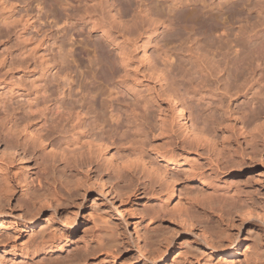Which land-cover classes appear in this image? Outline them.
<instances>
[{"label":"rangeland","instance_id":"obj_1","mask_svg":"<svg viewBox=\"0 0 264 264\" xmlns=\"http://www.w3.org/2000/svg\"><path fill=\"white\" fill-rule=\"evenodd\" d=\"M138 42L147 59L134 50ZM120 50L140 72L151 65L165 69L164 85L185 95L193 120H205L211 130L214 147L204 140L167 143L157 129V102L150 101L160 86L151 82L138 87L145 96L138 102L149 100L141 138L116 129L106 159L88 162L83 128H75L68 109L82 105L81 74L93 75L99 61L106 71L94 73V81L102 92L116 93L113 105L124 122L135 104L130 86L112 76ZM258 114L264 117V0H0V264H150L146 259L164 253L168 243L163 264H264V129L251 121ZM238 116L245 119L242 130L232 120ZM88 122L92 126V116ZM46 136L43 152L39 141ZM5 142L31 153L21 161ZM181 147L216 191L212 200L184 166L165 167L155 158H178ZM135 158L152 161L176 181L168 212L161 183L141 167H124ZM44 165L61 198L55 212L30 189ZM99 176L120 199L99 193ZM226 193L247 194L245 210L218 205L230 198ZM19 204L38 211L39 221L21 226ZM92 206L105 211L99 215ZM61 212L66 222L77 220L73 230L58 223ZM197 228L216 251L205 249ZM185 241L204 255L186 249Z\"/></svg>","mask_w":264,"mask_h":264},{"label":"bare ground","instance_id":"obj_2","mask_svg":"<svg viewBox=\"0 0 264 264\" xmlns=\"http://www.w3.org/2000/svg\"><path fill=\"white\" fill-rule=\"evenodd\" d=\"M174 5L176 4L174 3ZM155 32H153L151 36L155 35L154 34ZM143 44L144 43H142V45ZM142 45L141 42H138L133 45L134 48L136 47L135 49L134 48L133 49L135 51L139 50L142 56L146 57L148 55V52L144 47V45L143 46ZM120 51H122L121 52L122 54L124 50H120ZM70 52L71 51H69V53ZM118 54L121 56L120 53ZM93 55H95V53ZM147 58L148 57H146V59ZM118 59H119L120 67L114 69L112 68L113 69L112 76H114L116 81L119 82L120 84L122 85L125 84V86L126 85L130 86V88L126 87V89L130 93V95H132L133 103L135 104L134 108L131 109V111L130 110L125 111L124 122L120 120L121 114L119 110L116 109L115 106L113 105V96L116 93L113 92V89L102 92L99 87V83L94 81V73L103 75L102 73L106 71L103 70L105 67L101 66V63L99 61L95 63L97 66L96 69H94L93 75L90 74V71H86L87 65H84V69H85L84 71L86 72H83L81 74L82 75L81 78L84 86L85 98L83 100L82 105L79 106L78 108L71 107L68 109L69 114H71L72 120L76 121L75 128L76 127L83 128L80 140L86 145L85 153L88 158V162L89 161L93 162V159H95V162L98 164L99 160L106 159V153L109 151L110 148L113 147L115 143L114 132L116 129L125 128V127L127 129L129 128L130 130H132L135 137L139 139L141 138L143 124L149 118V114L146 113V108H145L146 107L145 105L148 103L149 100L142 99L143 103L138 102V97L145 98V96H140V90L138 89V87L143 88L145 84L149 85L151 84V82H155L160 86L159 89L160 93L153 91L154 96H150V101L157 102L158 105L157 129L162 134V136L163 135L165 136V138L167 139V143L175 142L181 139L182 141L185 142L187 141L189 145L190 143H197L200 140H204V141H208L211 147H214V140L212 141L208 137V133H210L211 130L207 128L208 126H206L205 120L200 125L193 120L189 112V108L184 99L185 95L180 94L178 90L175 89L176 87L174 88L175 85L171 87H169L170 85L169 86L164 85L167 84V81H169L166 78L167 75L165 76L166 72L164 73L163 71L165 69L162 70L160 69V67L158 68L151 65L145 69L146 71L140 72L138 70V66L135 65L133 62H131L130 56L126 55L125 51L122 54V56ZM150 62H147L148 65L151 64ZM162 67L164 68V66ZM106 76L107 77L110 76H108L107 74L104 76L105 77L104 80L108 81L109 78L107 80ZM109 81H111V79ZM129 103H125V104L128 106ZM139 108H142V110L140 111ZM90 116H92V126L88 122ZM232 120L233 123L235 122L236 124L235 128H237L238 130H242L243 125L245 123L244 122L245 119L238 116V117H234ZM108 121H112L114 125L112 126L107 124ZM251 121L252 122L260 121V127L264 129V117L262 118L260 114L253 116ZM104 126H108L109 131H106ZM206 128L208 130H206ZM44 139L45 140L39 141V148L43 150V152L45 151L43 145L45 141L48 139V137L46 136ZM62 144L67 146L66 142H63ZM5 145L13 153L19 155L21 161H25L23 159H26L27 154L29 155L31 153V151H29L27 148L11 146V144H7L6 142ZM59 146L61 145L59 144ZM185 149L186 148L181 147L180 152H178V154L176 155V157L178 158L169 157L165 153H158L157 157L155 158L161 161L165 167H174L181 165L184 166L185 168L184 172L186 174L191 175L193 179H198L200 183L201 191L205 194V196H207L209 200L215 195L216 191L214 190L213 186L210 183L204 181L206 178L202 174H200V172L197 170L194 164H191L190 155L188 152H185ZM33 151L34 150H32V152ZM124 156L127 157V154ZM151 162H145L142 160V158H139L134 161H129V162L126 161V163H124L123 165L124 167L129 169H132L133 167H141L142 171L147 172L155 180L161 183V185L164 187L163 197L165 200L162 205V207H164L167 204V202H169L170 199L174 196L176 181L170 176H165L163 174L164 172H162V169L156 167L155 165L152 164L153 162L152 163ZM49 170H50L49 166L44 165L40 169V174L36 175L33 181L30 183L31 186L30 189L31 192L33 193L34 198L41 199L46 203L45 205H43L45 209L52 208L53 212H55V210L57 209V204L61 198L59 197L56 191V185H55L56 180H52V181L50 180ZM115 175L117 176V174ZM118 179H120L119 176ZM96 182L99 188L101 189V191H99L101 195L103 194V192H105L106 194L110 193L109 196L115 193L118 194L119 199L121 198L120 192L117 191V189L111 184L109 180L104 181V179L99 176ZM226 194L230 198L227 199L225 197H222L217 202L218 205L228 206L231 208L238 207L245 210L246 207L245 203L248 201V199H250L247 194H238V196L235 197L233 195L231 196V193H226ZM111 198L113 197L111 196ZM122 204L123 201L121 200L119 210H116L118 219L123 217L122 211L124 207ZM52 205H54V207ZM18 207L20 212L17 216V219L21 226L33 225L39 221L38 211L35 210L32 212L28 211V209H25V207L20 206V204ZM92 207L93 210L97 212V214L99 215L103 214L105 211L100 206H92ZM166 208L167 207H164V211L168 212L169 210H165ZM0 213H1V206H0ZM58 223L62 227L66 226L69 227V229L73 230L78 222L76 219L71 220V222H66V219H64V212H61V218L58 219ZM190 225L192 226L193 224ZM197 231L199 232V235H201L204 238L202 240V243H204L205 249L209 252L216 251V248L213 246L212 244L213 241L210 239V237L207 236L206 233L201 228H197ZM251 234L253 235L252 236L253 241H255L257 244H260L261 241L258 235L254 232H251ZM54 238L55 237L51 238L52 241L55 240ZM135 240L136 242L140 240L137 234ZM183 244L186 249L192 250L193 253H197L200 256L204 255L203 252H201L200 250H196V248L189 245V242L185 241L183 242ZM169 245L170 244L168 243V245L166 246L167 247L166 251L164 253L161 254L159 253L154 259H146V261L150 264H163L165 258L168 257ZM52 246H53V242L50 243L47 247H52ZM236 246H237V237H235L228 246L230 253H233L234 248ZM55 247L57 248L58 246ZM52 254L53 252L46 253L45 257L50 258L51 256H53Z\"/></svg>","mask_w":264,"mask_h":264}]
</instances>
